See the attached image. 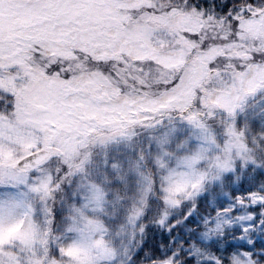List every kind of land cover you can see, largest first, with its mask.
<instances>
[{"label": "snow or ice", "instance_id": "snow-or-ice-1", "mask_svg": "<svg viewBox=\"0 0 264 264\" xmlns=\"http://www.w3.org/2000/svg\"><path fill=\"white\" fill-rule=\"evenodd\" d=\"M0 264H264V0H0Z\"/></svg>", "mask_w": 264, "mask_h": 264}]
</instances>
